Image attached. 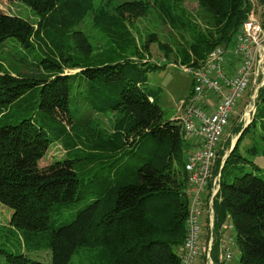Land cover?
<instances>
[{"label": "trees", "instance_id": "1", "mask_svg": "<svg viewBox=\"0 0 264 264\" xmlns=\"http://www.w3.org/2000/svg\"><path fill=\"white\" fill-rule=\"evenodd\" d=\"M18 1L38 20L0 10V50H7L8 40L19 44L23 56L7 45L10 61L25 65L11 70L0 62V205L10 210L11 225L48 234L49 264H69L82 249L98 264H181L192 210L185 190L186 147L180 119H164L160 88L151 89L148 82L150 72L168 64L140 52L135 35L125 28L126 17L146 10L144 1H124L111 14L99 8L94 20L114 41L99 53L76 28L92 0ZM179 1L151 4L182 38L184 31L194 37L187 48H176L185 64H198L212 47L230 40L255 3L264 13V0H197L215 20L208 19L219 36L213 43ZM263 90L252 123L231 124L239 144L252 132L248 155L236 144L224 161L223 151L216 161L214 171L223 169L213 226L199 217L202 246L213 238L212 264H229L233 257L230 250V259L222 260L220 232L226 220L236 231L231 241L239 245L240 264H264V166L253 159L264 155ZM87 109L103 116L110 112L109 128L89 127L95 118L82 115ZM54 142L67 147L66 156L41 167ZM70 204L80 207L60 222L58 209ZM9 253L12 264L25 262L21 253ZM197 259L209 264L208 250L201 248Z\"/></svg>", "mask_w": 264, "mask_h": 264}, {"label": "rangeland", "instance_id": "2", "mask_svg": "<svg viewBox=\"0 0 264 264\" xmlns=\"http://www.w3.org/2000/svg\"><path fill=\"white\" fill-rule=\"evenodd\" d=\"M127 0H92V3L89 7L84 9L83 15L78 18V24L76 26L79 29L81 34L88 38L91 44H93L94 53H99L105 47H109L114 44L113 40H109V33L105 31L99 22L94 20L95 14L99 10V8H105L108 14H111L114 11V7L119 3H122ZM130 1V0H129ZM146 5V10L142 12V14L136 13L135 16L126 17L128 20L125 21L126 27L130 30L132 34L135 35L136 40L138 41V48H140V52L147 51L145 54L149 59H153L159 63L168 64L167 67L156 69L149 73V86L151 89L160 88V105L164 111V119L172 118H181L184 115V110L188 107L184 104V100L186 99L189 104L191 101V96L194 93V82L193 77L184 71L183 65H193L194 61L190 64L183 63L181 61V56L178 55L179 47H186L187 43L193 42L194 37L191 32L184 31V38L181 37L177 28L174 26H170L166 19L162 17V15L158 11V7L155 4H151L154 0H143ZM148 2V3H147ZM180 7L184 13L192 17V20L195 24L199 25L198 29L208 35L209 39L214 43H216L218 39V32L216 26L208 23H214L215 20L209 18V14L204 11L197 0H180ZM255 3V2H254ZM106 6V7H105ZM0 10L20 14L32 22L38 20V17L32 12V10L25 5L23 2L18 0H0ZM249 15L255 16L258 20L264 21V13L262 6L252 5V9L249 14H247V18ZM133 18V19H132ZM246 18V19H247ZM132 19V20H131ZM210 19V21L208 20ZM245 19V20H246ZM131 20V21H130ZM244 20V21H245ZM239 24L238 30L241 27ZM235 31V30H234ZM232 32V31H231ZM235 33V32H233ZM229 34V33H228ZM230 37V36H229ZM231 39V37H230ZM184 43H183V42ZM181 42V44H180ZM224 48H228L231 45L230 40L224 42ZM146 44L145 48L143 45ZM15 52L17 55H24L23 49L19 44H12V40H8L5 45L6 51L0 50L2 55L0 56V62H3L8 69H23L25 65L22 63L21 65L15 64L17 62L10 61V54L8 53V46ZM116 45V44H115ZM218 45V44H217ZM222 45V44H221ZM216 46V45H215ZM177 48V50H176ZM213 48V47H212ZM211 48V49H212ZM210 49V50H211ZM149 50V51H148ZM38 52V51H37ZM208 56V54H207ZM206 56V58H207ZM28 61H32L33 58L31 55L27 57ZM199 63V62H198ZM196 64V63H194ZM77 69H69L68 72H76ZM262 78L258 79L257 87L258 89H264V83L262 85H258L261 83ZM264 91V90H263ZM259 92L256 93L255 85L251 84L248 91L242 97L241 102H239L237 107V113L239 114L245 104L248 101V105L252 104L253 108H255L254 112L250 111V115H248V120H239L237 115H234L230 122V126H228L226 133L223 138V145L218 150V157L222 154L223 151L224 160L226 156L229 154L234 145L238 144V152L244 153L248 155V147L251 145V131H247L244 135V138L239 141V133L238 131L233 130L235 125H231L234 121L241 122L243 126H249L254 116L256 115L257 104H260V97L258 98ZM90 111L84 110L82 115L84 117L95 118L92 124L89 127L100 128V129H108L109 125L113 118H111V113L108 112L106 115L90 113ZM92 114V115H91ZM257 123V122H256ZM258 126V123H257ZM262 145L261 142H258ZM66 147V146H65ZM61 145L60 142H54L51 144L50 149L46 153L45 157L39 161V165L41 167L46 166L50 162L64 158L66 156V149ZM222 155V156H223ZM253 157V156H252ZM218 159V158H217ZM253 159L258 162L260 165L264 166V155L255 156ZM217 161V160H216ZM216 164V163H215ZM246 166V171L251 169L250 166ZM222 169L221 170V178H222ZM227 171V170H226ZM218 172V171H217ZM226 173V172H225ZM222 181V180H221ZM210 191H202L201 195L207 198L209 197ZM187 196V195H186ZM187 198H189L187 196ZM207 205V204H206ZM203 206V205H202ZM205 206V205H204ZM80 207V205H72L70 204L67 208L58 209L60 215L62 214V220L60 222L65 221L67 218L71 217L74 212ZM193 207V206H192ZM203 214L201 213L203 224L210 223L211 218L210 213L206 209ZM196 211H198L196 209ZM208 216V221H207ZM73 217V216H72ZM229 220L224 222V225L221 227V240L222 243L226 244L227 247L231 250L233 257L229 261V264H240V248L237 241L234 239L233 241H229L228 237L233 235L236 237V231L234 229L226 228L228 226ZM207 233V225L203 227V235ZM9 252L12 253H21L20 255L25 257V262L23 264H30L29 261L38 260L49 264L51 262V248L49 246V236L47 233H35L22 229H18L11 225L10 223V210L6 207L0 205V264H12L11 261H7ZM89 255L92 253L89 250L82 249L78 253H76L69 264H98L93 263V261L89 258ZM96 255V254H95ZM94 255V256H95ZM16 256V255H15ZM93 256V255H92ZM95 259V258H93ZM16 263V262H15ZM20 264V263H17Z\"/></svg>", "mask_w": 264, "mask_h": 264}, {"label": "built area", "instance_id": "3", "mask_svg": "<svg viewBox=\"0 0 264 264\" xmlns=\"http://www.w3.org/2000/svg\"><path fill=\"white\" fill-rule=\"evenodd\" d=\"M231 45L214 46L207 58L196 65H183L184 71L193 77L194 93L179 118L182 126V136L188 155V187L186 195L193 207L191 224L183 244L181 264H195L202 250H208V261L212 264L210 251L213 245L211 238L207 245L202 246L201 223L199 222L202 207L206 203L209 208L211 225L214 223L213 203L221 188V170L215 172L218 150L223 145V136L234 115L239 120H248L250 111L254 112L252 104H245L238 114L237 107L242 97L255 85L261 77L264 83V22L253 15L243 22L230 39ZM224 161V158H223ZM223 165V164H222ZM210 191L207 196L202 191ZM203 205V206H202ZM196 209L198 211H196ZM228 224L226 228H230ZM229 241L232 237H228ZM223 261L231 257L226 244Z\"/></svg>", "mask_w": 264, "mask_h": 264}, {"label": "bare ground", "instance_id": "4", "mask_svg": "<svg viewBox=\"0 0 264 264\" xmlns=\"http://www.w3.org/2000/svg\"><path fill=\"white\" fill-rule=\"evenodd\" d=\"M258 91H259V89H258ZM188 155H187V160H186V164H185V167H186V165H187V163H188ZM186 170L188 171V169H187V167H186ZM188 187V182H187V186H186V188ZM186 190V189H185Z\"/></svg>", "mask_w": 264, "mask_h": 264}, {"label": "crops", "instance_id": "5", "mask_svg": "<svg viewBox=\"0 0 264 264\" xmlns=\"http://www.w3.org/2000/svg\"><path fill=\"white\" fill-rule=\"evenodd\" d=\"M224 243H222V240H220V246H222ZM199 260L197 259L195 264H198Z\"/></svg>", "mask_w": 264, "mask_h": 264}]
</instances>
